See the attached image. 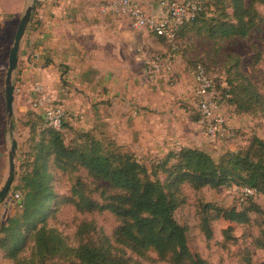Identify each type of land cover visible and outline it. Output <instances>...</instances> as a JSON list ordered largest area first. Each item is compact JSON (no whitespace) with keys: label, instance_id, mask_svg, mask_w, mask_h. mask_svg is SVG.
I'll use <instances>...</instances> for the list:
<instances>
[{"label":"trees","instance_id":"16d2710c","mask_svg":"<svg viewBox=\"0 0 264 264\" xmlns=\"http://www.w3.org/2000/svg\"><path fill=\"white\" fill-rule=\"evenodd\" d=\"M197 1L201 11L194 21L181 27L173 46L177 45L181 34L185 36L190 32L216 41L246 39L264 22L256 10V5L264 6V0H208L206 4ZM258 62L259 58L255 63ZM232 63L226 77H213L211 100L224 109L222 101L226 99L225 108L234 114L263 111L264 96L241 72L238 59ZM198 65L212 76L205 65L197 63L196 67ZM40 118L38 128L31 126L32 130L38 129L34 134L37 140L33 143L32 155L19 153L20 174L11 185L15 184L13 190L20 195L11 203H16L20 210L0 225L1 260L7 264H49L55 259H70L75 264H142L128 257L126 249L146 260L152 251L156 254L155 263L159 264H206L189 252L187 227L174 218V213L184 203L183 185L195 191L232 185L254 190L264 197V142L259 138H253L246 150L230 151L218 162L205 151L194 148H182L167 153L159 161H149L134 153L118 152L126 146L114 139L105 146L94 136L96 133H79L86 137L87 145L73 141L67 145L62 133L64 119L61 128L55 130L46 125L43 116ZM198 119L196 110L193 121ZM78 169L87 172L95 189L77 180L69 195L58 194L51 173L72 174ZM160 174L166 175L163 183L158 179ZM99 188L100 201H97L91 192ZM66 205L81 215L104 211L112 214L118 222L112 239L97 230L93 222L83 221L76 227L77 245L70 246L66 237L48 224ZM249 206L237 211L202 205L200 231L210 239L211 222L219 217L229 223H248L249 212L260 213L258 206ZM213 211L215 216L211 217L209 213ZM28 247L29 253L25 254Z\"/></svg>","mask_w":264,"mask_h":264},{"label":"crops","instance_id":"0c3cea01","mask_svg":"<svg viewBox=\"0 0 264 264\" xmlns=\"http://www.w3.org/2000/svg\"><path fill=\"white\" fill-rule=\"evenodd\" d=\"M114 1L41 7V19L29 23L20 47L14 91L41 85L71 127L133 145L140 159L161 158L177 147H209L193 121L194 79L182 54H170L165 41L133 28L126 17L101 14L100 7ZM159 1L137 0L150 15L158 14ZM21 10V0H0V51L9 47ZM155 54L171 55L172 71L162 78L144 71V58Z\"/></svg>","mask_w":264,"mask_h":264},{"label":"rangeland","instance_id":"374dc122","mask_svg":"<svg viewBox=\"0 0 264 264\" xmlns=\"http://www.w3.org/2000/svg\"><path fill=\"white\" fill-rule=\"evenodd\" d=\"M201 1L206 4L208 0ZM30 3L31 0H21L22 10L19 14V19H21L25 8L30 5ZM38 8L39 5H35L31 16V23L38 19L40 14V9L38 10ZM256 10L264 19V6L256 5ZM16 30L17 28L14 30V35L10 41L9 47L6 48V50L3 49L4 51L1 50L2 52L0 51V187L7 176L8 152L11 146V140L14 139L17 143L15 177L18 178L20 174L19 162L17 161L19 153L23 151L26 156L32 155L33 143L37 140L34 134L38 133L36 132L38 129L32 130L31 126L38 128V123L41 121L40 116L42 117L41 112L33 111L32 92H27V90H25V93L22 88L15 89L12 134L10 135L8 131L4 99V80L8 66L9 52L14 41ZM166 45L170 48V54L175 52L182 54L187 65V70H190L193 79L197 63L205 65L210 70L212 77L217 79L219 77H226L227 68L233 64L232 62L235 59H238L241 72L252 80L260 94L264 96V22L260 25L259 29L252 31L246 39L216 41L207 39L204 35H199L196 32H190L185 36L181 34L177 45L173 46L167 43ZM257 58H259V62L255 63ZM15 82L16 75L14 73L13 83L16 85L17 83ZM220 87L221 86H219L218 91ZM225 100L222 101L224 105L223 111L229 119V124L230 120H234L236 122L235 125H237L236 127H233L232 124L230 125L231 137L217 142L210 141L209 147L202 145L201 148H194L205 151L215 162H218L230 151L237 152L239 150H246L250 146L251 140L255 137L264 142V110L257 111L255 114L250 115L234 114L232 110L227 107L225 108ZM192 117H194V115ZM64 118L66 119L65 112ZM65 121L66 120H64L65 124L62 128L64 142L67 145H69L71 141L87 145L89 142L86 137L81 136L82 134L78 132L81 130L74 129V127H71L70 124ZM94 136L99 138L100 142L104 143L105 146L109 145L108 142L112 140L110 137L105 136L103 137L104 140H102V135L100 133L94 134ZM125 137L126 133L123 135L124 139ZM123 141L127 142L126 139ZM127 144L128 142L125 145ZM111 148L115 149L116 147ZM119 150L118 152L133 155V145L131 147L126 146L125 148H120ZM180 150L181 149L177 147L172 152H178ZM161 158L153 159V157L150 156L147 160L159 161ZM147 167H149L148 164ZM51 175L54 178L53 186L55 191L61 195H69L71 187L77 180L82 181L92 190L95 189L94 186H96L93 185L92 179L88 176L87 172L82 169H78L72 172V174L54 171ZM158 179L163 183L166 180V175L160 174ZM13 186L10 187L5 196L6 199L4 198V200L0 202V225L5 224L7 218L20 210L16 203H11V196L19 193L13 190ZM231 186L232 185L221 187L217 190H211L206 187L195 191L189 185H183L181 190L184 203L176 210L174 218L180 225L187 227V248L189 252L205 260L206 264H264V197L259 194L241 197V193L239 191H233ZM99 190L100 188L98 191L91 192L92 198L97 201H100L98 194ZM242 200L244 201L241 202ZM206 204L224 210L233 208L237 211L243 210L250 207L249 205L254 204L258 206L260 213L249 212L248 215L250 219L246 224L229 223L222 220L220 217L216 218L211 222L212 237L206 239L199 228L201 207ZM51 205L52 204H50V208H52ZM209 215L214 217L215 212H210ZM83 221L93 222L97 230L101 231L109 239H112V234L118 226L115 217L106 211L81 215L77 213L73 207L67 205L61 207L56 217L48 220V224L56 227L66 237L70 246H76L77 243H75L74 238L76 227ZM125 251L127 256L131 257L136 262L142 264H159L155 263L156 254L152 251L148 254L150 257L148 260L133 254L130 250L126 249ZM24 253H29V247L26 248ZM0 264L7 263L0 259ZM49 264H75V261L70 259L68 261L55 259L50 261ZM165 264H168V262Z\"/></svg>","mask_w":264,"mask_h":264},{"label":"built area","instance_id":"2783aa9c","mask_svg":"<svg viewBox=\"0 0 264 264\" xmlns=\"http://www.w3.org/2000/svg\"><path fill=\"white\" fill-rule=\"evenodd\" d=\"M59 1L36 0V5L41 8L45 4L55 5ZM158 8L157 15H150L140 7L137 0H116L102 5L100 12L126 17L133 28L145 30L167 44L173 45L181 27L194 21L201 11V5L197 0H160ZM40 19L39 14L37 20ZM171 69L170 56L148 55L144 58V71L149 77L158 78L168 75ZM194 87L195 108L199 114L197 123L203 134L211 142L231 137L229 119L221 105L210 98L213 77L201 65H198L194 72ZM32 94L33 110L41 112L48 127L59 130L64 119V110L51 101L41 85L34 86ZM232 190L239 191L241 197L256 195L254 190L248 188L232 186ZM11 199L18 200L19 195L14 194Z\"/></svg>","mask_w":264,"mask_h":264},{"label":"water","instance_id":"95a60500","mask_svg":"<svg viewBox=\"0 0 264 264\" xmlns=\"http://www.w3.org/2000/svg\"><path fill=\"white\" fill-rule=\"evenodd\" d=\"M35 1L36 0H31L30 5H28L23 12V15L18 23L14 41L11 46L8 57V66L4 80V99H5V107L7 113V126L10 135L12 134V129H13V102H14L13 75L16 70L20 47L26 35L28 25L31 21L33 9L36 5ZM16 150H17V143L14 139H12L11 146L8 152L7 176L5 178L4 183L0 187V202L4 200L15 177Z\"/></svg>","mask_w":264,"mask_h":264}]
</instances>
